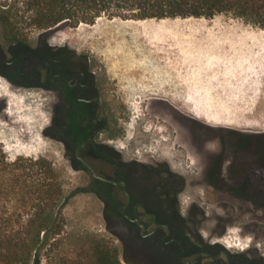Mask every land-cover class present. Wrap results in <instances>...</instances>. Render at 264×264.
<instances>
[{
	"label": "rangeland",
	"instance_id": "374dc122",
	"mask_svg": "<svg viewBox=\"0 0 264 264\" xmlns=\"http://www.w3.org/2000/svg\"><path fill=\"white\" fill-rule=\"evenodd\" d=\"M18 28L30 47L43 32ZM172 35L185 36L174 44ZM213 35L226 39L207 41ZM44 36L53 47L64 46L86 56L93 70L102 73L112 133L101 134L100 140L120 150L126 159L169 164L185 179L180 210L193 219L192 225L200 226L203 238L264 259V201L254 212L233 213L228 218L227 201L215 200L204 184L210 176L214 180L250 173L264 176V31L222 12L211 18L138 22L103 17L92 25L59 27ZM198 45L210 46L193 47ZM189 75L198 76L201 85L209 88L191 89ZM216 82L227 88H213ZM217 102L224 104L212 105ZM51 115L48 91L13 88L0 78V149L6 160L43 158L56 171L64 195L74 193L62 211V246L72 254L78 246L105 242L126 264L125 257L131 255L121 243L125 234L119 235L120 241L105 229L101 203L85 192L86 175L70 167L62 142L44 134L51 126Z\"/></svg>",
	"mask_w": 264,
	"mask_h": 264
},
{
	"label": "flooded vegetation",
	"instance_id": "af4514ba",
	"mask_svg": "<svg viewBox=\"0 0 264 264\" xmlns=\"http://www.w3.org/2000/svg\"><path fill=\"white\" fill-rule=\"evenodd\" d=\"M0 78L13 88L35 87L49 92L51 124L58 127L63 122L65 127L62 142L65 158L73 170L86 175L85 192L101 203L105 229L120 241V234L132 233L136 244L130 238L126 250L132 264L141 259L137 245L142 243L145 264H239L234 256L237 252L204 239L199 225L189 229L197 248L184 253L182 235L177 232L184 231L178 212L185 179L166 162L145 164L126 159L120 150L100 140L101 134L112 133L109 130L112 120L106 108L109 98H105L102 73L93 70L86 56L64 46L53 47L44 35L30 47L22 37L9 35L6 18L0 17ZM249 175L204 179L215 200L227 201L228 218L254 212L262 206L264 176ZM168 217L176 224L175 228L166 225ZM124 242L122 239L125 250ZM243 253L254 258L249 250ZM256 263L264 264V259Z\"/></svg>",
	"mask_w": 264,
	"mask_h": 264
},
{
	"label": "trees",
	"instance_id": "16d2710c",
	"mask_svg": "<svg viewBox=\"0 0 264 264\" xmlns=\"http://www.w3.org/2000/svg\"><path fill=\"white\" fill-rule=\"evenodd\" d=\"M222 12L233 13L264 31V0H0V17L6 18L8 34L13 37L21 36L19 25L43 31V36L59 27L92 25L103 17L141 21L211 18ZM54 126L47 127L44 134L64 142V123ZM0 165V264H43V260L44 264H122L116 250L105 242L78 246L72 254L62 246V211L74 193L64 195L51 163L22 156L8 162L0 149ZM178 216L184 228L177 232L182 235L183 251L192 253L197 248L189 231L194 227L193 219L182 212ZM166 219V225L175 228L176 224ZM131 234H125L126 250ZM137 247L141 250L137 262L144 263L145 245ZM245 255L235 254L237 263L258 264L257 260L262 259ZM124 261L133 263L126 257Z\"/></svg>",
	"mask_w": 264,
	"mask_h": 264
},
{
	"label": "crops",
	"instance_id": "0c3cea01",
	"mask_svg": "<svg viewBox=\"0 0 264 264\" xmlns=\"http://www.w3.org/2000/svg\"><path fill=\"white\" fill-rule=\"evenodd\" d=\"M126 22H128V21H126ZM138 22V21H137ZM184 37L183 35H178L177 37H175V36H173L172 35V38L170 39V41H172L174 44H177V43H179V41H183V40H179V37ZM189 37L190 38H192V37H194V35H189ZM199 37V36H198ZM207 38V37H206ZM222 39H226V37H224V38H221V39H219L218 37H215L214 35L213 36H210V37H208V40L207 41H222ZM193 40V39H192ZM204 40H206V39H204ZM193 41H201V40H197V39H194ZM179 45H181V44H179ZM225 45H227V44H225ZM178 45H175V48L177 47ZM208 47L210 46V45H207ZM206 45H198L197 47L196 46H193L194 48H203V49H206V47H207ZM212 48V47H211ZM226 49H227V46H226ZM224 53L227 55V50H224ZM176 73V72H175ZM188 80H191V86H190V88L191 89H193V88H198V89H201V88H209L208 86H206L207 84L206 83H203L202 85H201V82H200V80H199V77L197 76V78L196 79H194L191 75H189V76H187L186 77ZM202 80H203V82H204V78H202ZM222 85V84H221ZM220 84H218V82H216V83H213V88H216L217 90L220 88V86H221ZM223 87L222 88H227V85H222ZM223 94H221V93H218L217 94V96H222ZM223 96H225V95H223ZM216 104H224V103H219V102H217V103H215V104H212V105H216ZM210 117V116H209ZM211 118H213L214 120H218V121H227V118L226 117H211ZM256 134H258L257 136H263L262 134H263V132H256Z\"/></svg>",
	"mask_w": 264,
	"mask_h": 264
}]
</instances>
